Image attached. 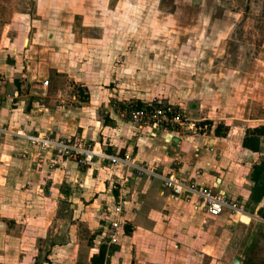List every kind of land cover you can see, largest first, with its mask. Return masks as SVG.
I'll return each instance as SVG.
<instances>
[{
	"label": "rangeland",
	"instance_id": "obj_1",
	"mask_svg": "<svg viewBox=\"0 0 264 264\" xmlns=\"http://www.w3.org/2000/svg\"><path fill=\"white\" fill-rule=\"evenodd\" d=\"M16 47L50 62V106H74V97L89 101L97 93L104 120L110 106L120 115L127 105L171 102L203 127L196 136L220 126V137L236 143L248 127L264 124V0H0L6 93L14 85L7 68L22 56ZM59 88L64 103L54 95ZM36 147L31 163L23 148L15 151L24 161L15 162L13 176L0 167V264H92L91 247L102 245L105 264H234L235 256L264 264L259 203L246 207L254 217H207L179 203L151 224H133L125 208L102 198L98 209L79 208L81 167L72 159L49 165L55 152ZM114 223L118 241L109 239ZM73 241L89 254L61 251Z\"/></svg>",
	"mask_w": 264,
	"mask_h": 264
},
{
	"label": "crops",
	"instance_id": "obj_2",
	"mask_svg": "<svg viewBox=\"0 0 264 264\" xmlns=\"http://www.w3.org/2000/svg\"><path fill=\"white\" fill-rule=\"evenodd\" d=\"M15 53L22 54L18 47ZM15 61L7 68L5 78L13 81L14 85L8 89L7 93L0 87L3 100L0 105V167L7 169L10 172L9 175L13 176L15 162L17 165L18 163L20 166L23 165L24 160L21 157L19 160L14 158L16 150L23 148L25 157L30 154L31 156L26 158L29 163L36 160L38 156L39 152H34L36 146L32 145L23 134L51 133L57 136L56 138L64 136L67 139L79 136L89 141L97 150H105L110 155L126 158L131 163L154 173L149 177L145 176L144 179L138 175L132 176L133 170L141 173L132 167L126 166V172L123 166L105 165V161L100 159H95L85 166L76 162L81 167L79 193L82 191L85 193L79 196V203H81L79 208L89 209L95 206L97 207L95 209H98L102 204L100 201L102 198L107 204H113V206L119 204L125 208L127 212L123 215L129 219L130 223L135 224L138 221L147 225L152 223V217L159 218L165 207L176 211L179 203H188L196 213L210 216L194 207L200 202L196 196L180 198L171 196L170 189L164 186L163 179L159 176H175L184 182L195 184L197 188L224 192L229 201H238L250 214L252 213L246 208L248 204L254 202L264 207V197L259 202L253 198L255 182L252 178L254 165L264 160V136L261 138L262 150L255 152L243 146L247 130L239 143L234 142L231 137L218 136L215 129L190 139L163 130H141L131 122L122 119L116 111L111 109V106L108 107L106 118L101 119L100 106L95 101V97H99L97 93H92L93 96L89 101L77 100L74 97L73 101L76 103L74 106L62 105V108L50 106L45 102L50 86L48 67L50 62L37 61L36 58L25 54L16 57ZM46 76L48 77L45 78ZM44 80H49V85L45 86ZM1 82L0 80V86ZM36 83L39 85L36 86ZM15 92H18L17 97H14ZM55 94L59 97L60 103L66 102L62 97L61 88L57 89ZM6 134H14L12 136L18 139L17 142L10 141L6 137L9 135ZM68 159L70 158L55 156L54 160V158L46 157L49 165L55 167L62 162L66 165L69 162ZM57 170L60 169L51 171L52 178ZM2 171L0 175H3ZM45 171L44 167L38 174L44 175ZM62 173L57 174L62 177ZM87 193L92 198L89 199ZM226 212L230 211L224 213ZM260 212L257 211V216L252 215L264 221V210ZM111 231H114L113 227L110 228V240ZM67 247L74 251L73 254H77L76 251H78L79 255H88L90 251L87 245L78 246L75 241L63 246L61 251ZM98 250L99 248L91 247L90 258Z\"/></svg>",
	"mask_w": 264,
	"mask_h": 264
},
{
	"label": "built area",
	"instance_id": "obj_3",
	"mask_svg": "<svg viewBox=\"0 0 264 264\" xmlns=\"http://www.w3.org/2000/svg\"><path fill=\"white\" fill-rule=\"evenodd\" d=\"M43 84L45 86L49 85V80H44ZM17 96L18 92H15L14 97ZM2 102L0 94V105ZM120 115L122 119L131 122L141 130H163L180 134L186 139H190L199 130L203 129L201 125L198 126L197 122L187 119L181 108L171 102L157 101L156 103L127 105ZM23 136L34 146L49 149L55 152L56 156L70 158L81 166L88 165L95 159H100L101 161H110L114 165L132 167L142 174H154L141 166L131 163L126 158L110 155L105 150H97L89 141L79 136L72 139L56 138L49 134H23ZM159 177L163 179L164 186L170 189L171 196L174 198L196 196L200 202L195 204L194 207L210 216H220L225 211H230L236 215L240 210L246 212L244 205L238 201H229L224 192L203 187L197 188L195 184L184 182L175 176ZM114 226V231L111 232L110 236L112 241H116L117 224L114 223Z\"/></svg>",
	"mask_w": 264,
	"mask_h": 264
},
{
	"label": "trees",
	"instance_id": "obj_4",
	"mask_svg": "<svg viewBox=\"0 0 264 264\" xmlns=\"http://www.w3.org/2000/svg\"><path fill=\"white\" fill-rule=\"evenodd\" d=\"M216 134L220 136L221 127L215 130ZM264 136V124L257 125L255 127H250L246 131V135L243 139V146L255 152L261 151V138ZM253 181L255 182L253 190V198L255 201L259 202L264 197V160L259 164L254 165L253 171ZM108 247L102 245L98 252L94 253L91 262L92 264H105L106 262V252Z\"/></svg>",
	"mask_w": 264,
	"mask_h": 264
},
{
	"label": "water",
	"instance_id": "obj_5",
	"mask_svg": "<svg viewBox=\"0 0 264 264\" xmlns=\"http://www.w3.org/2000/svg\"><path fill=\"white\" fill-rule=\"evenodd\" d=\"M242 258L240 256H235L234 258V264H241Z\"/></svg>",
	"mask_w": 264,
	"mask_h": 264
},
{
	"label": "bare ground",
	"instance_id": "obj_6",
	"mask_svg": "<svg viewBox=\"0 0 264 264\" xmlns=\"http://www.w3.org/2000/svg\"><path fill=\"white\" fill-rule=\"evenodd\" d=\"M241 212V215H248V214H250V213H248V212H244V211H239L238 213H240Z\"/></svg>",
	"mask_w": 264,
	"mask_h": 264
}]
</instances>
